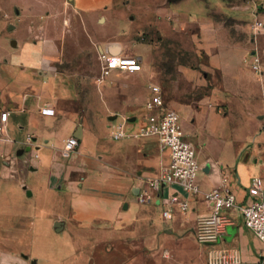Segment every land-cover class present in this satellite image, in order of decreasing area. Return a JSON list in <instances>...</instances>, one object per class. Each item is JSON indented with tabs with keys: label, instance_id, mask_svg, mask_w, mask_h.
<instances>
[{
	"label": "crops",
	"instance_id": "1",
	"mask_svg": "<svg viewBox=\"0 0 264 264\" xmlns=\"http://www.w3.org/2000/svg\"><path fill=\"white\" fill-rule=\"evenodd\" d=\"M121 1L0 0V116L9 114L6 125L0 122V264H40L32 257L31 249H38V240H42L46 230L55 234L57 240L46 251L52 264H169L171 256L176 261L175 257L187 254V244L197 246L203 253L194 230L199 219L211 214V207L202 196H188L178 185H167L153 194L149 204L137 203L140 192L147 189V181L169 164V152L162 151L157 138L114 141L111 137L112 127L125 119L132 130L139 127L146 118L145 105L151 94L166 93L165 82L172 78L159 74L160 64L167 58L160 61L154 54L156 43L138 44L135 53L142 70L111 71L110 80L108 77L100 82V95L94 93L97 99L92 101L87 92L88 80L95 81L98 75L90 77L85 70L77 75L59 70V66L70 62L86 64L89 56L83 52L90 48L89 41L75 43L82 49L66 56L62 51L74 46L67 34L73 30L66 28L58 41L43 37L44 26H54L51 19L57 15L66 16L63 26L72 25L75 18L86 26L103 22L104 18L109 26L119 25L110 12ZM175 15H181L179 8ZM158 28L166 35L174 32L169 26ZM179 28L188 32L184 33L185 41L181 39L183 32L174 33L183 49L190 47L194 55L205 52L210 57L205 69L219 76L220 81L223 79L225 87L216 84L217 87L204 89V98L192 97L198 82L213 77L202 72V66L192 70L189 62L180 61L181 83L186 89L181 91V83L173 81L177 96L170 98L169 103L165 99V106L180 114L186 139L196 148L202 167L198 177L202 192L217 188L225 173L238 203H251L257 199L251 193V181L264 176V168L251 166V156L257 153L251 150L255 146L258 151L264 149L263 135L250 137L255 146L244 141L238 148L236 164L227 166L204 151L208 142L203 132L208 129L211 135L225 117L218 113L220 105L231 110L235 102L255 103L262 96L264 104L262 58V73L257 74L249 65L255 44H248L245 26L238 30L242 39H232L222 26ZM110 42L97 40L94 45L98 57L102 52L123 56L130 49L120 40L113 45ZM255 42L260 58L264 40ZM50 48L56 51L52 53ZM194 59L198 62L196 56ZM94 61L97 65L96 58ZM144 67L148 71L143 79L150 88L146 87L140 96L138 81L142 77L138 74L143 73ZM147 91L150 92L145 101ZM262 104L253 116L263 117ZM46 108L54 110V115H43ZM97 111L110 114L107 119L103 113L92 114ZM80 127L79 148L65 153V140L78 134ZM248 133L249 130L247 136ZM20 151L22 155H18ZM174 196L188 200L187 213L170 204L169 199ZM167 210L170 218L165 220L163 213ZM228 217L234 225L228 228L220 246L240 247L246 261L256 262L262 244L243 226L236 210L229 212ZM56 223H62L60 232L55 230ZM19 242L22 251L12 248Z\"/></svg>",
	"mask_w": 264,
	"mask_h": 264
},
{
	"label": "rangeland",
	"instance_id": "2",
	"mask_svg": "<svg viewBox=\"0 0 264 264\" xmlns=\"http://www.w3.org/2000/svg\"><path fill=\"white\" fill-rule=\"evenodd\" d=\"M177 8L180 9L182 16H174ZM110 15L113 20L119 22V25L109 26L108 24L110 22L108 23L104 18L103 22L86 26L80 19L75 18L72 25L63 26L66 16L57 15L56 18L52 17L51 19L54 26H44L45 31L43 37L49 41H58V38L61 37L66 28L67 30H73V33L68 32L67 34L74 43V46L69 48L65 47L62 51L63 55L78 54L79 50L82 48L75 47V43H82V41L85 43L89 41L90 48H87V50L83 48V54L86 53L89 56L86 64L82 65V63L70 62L67 65L61 64L63 66H59V70L70 71L71 73H75L74 75H77L76 73L79 71L85 70L90 74V77L98 75L95 81L91 78L88 80L90 85L87 88V92L90 94V100L92 99V101L97 99V97H94V93L98 96L100 95L99 85H101L100 79L102 78V66L98 57V49L97 46L95 47L94 45L97 43V40L103 41L104 39H109L112 45L116 44L117 40H120L125 46L130 47L123 55L126 57H137L135 49L139 48L138 44L147 46L156 43L154 54L160 61L164 60V57L167 58L164 63L160 64L158 69L159 74H165L172 79H167L165 82L164 87L167 86L165 89L166 93L163 92L162 94L161 91H154L151 96L160 93L167 102L170 98H175L177 96L176 84L172 82L177 81L181 83L183 73L180 72V61H183V64L189 62L188 64L192 66V70H199L200 66H202L204 67L202 72L206 71L207 76L212 75L213 77V80L211 76L209 77L211 81L210 79H206V81H202L203 83L198 82L196 87L197 90L192 97L204 98V89H208L207 87L213 88L216 84L219 88L221 84L225 87V81L223 79L220 81L219 76L205 69L210 58L205 52L196 53L197 55H194L190 47L189 49H183L179 42L180 39L176 38L174 34L175 32L179 33V26H222V28L228 30L232 39L241 37L238 34V30L242 29L241 26H245L247 29L245 36L247 37L248 44L249 41H253L255 44L253 52H257L256 47L258 44H256L255 41L258 42L260 39L264 40V30L255 33L252 29V26H255L256 23L264 24V0H122L117 6L111 9ZM41 21L44 23V19ZM208 22L210 25H208ZM158 26H169L174 32L168 35L163 34ZM180 32H183V38L181 39L185 41L186 38L187 40L186 34L184 33L188 32H184V30ZM1 38L0 34V39ZM175 38L177 39L176 41L174 40ZM13 39L9 40L10 43ZM50 50L52 53L56 51L55 48H50ZM259 52L263 64L264 50L260 48ZM195 56L198 62L195 61ZM95 58L98 67H96L97 65L94 61ZM147 71V67H144L143 73L141 75L138 74V76L142 77V79H140L141 81H138L140 96L142 94L141 91L149 87V84L143 79ZM200 77L202 80H205L203 74H201ZM110 78L109 76L108 80H110ZM94 83H97V85L95 86ZM180 89L181 91L186 89L184 83H181ZM148 92L150 91H147V95L143 96L145 101L148 99ZM262 99L263 96L257 99L255 103L235 102L231 104V110L227 105H220L218 107V113L225 117L211 135H208V129H205L203 132L204 139L208 142V146L204 151L218 158L224 165L231 166L236 164L238 161L236 159L238 148L244 141H250L252 145L255 146V142L251 139L252 136L260 133L264 137V115L262 118H259V115L258 117L257 115L253 116L260 110ZM95 113H97V115L103 113L106 119L110 114L109 111L92 112L93 115ZM117 113L124 114L125 112ZM248 130L250 133H248L249 136H247ZM257 148L258 147L255 146L252 148L253 150H251L253 153L257 152L256 155L253 154L251 156V166L256 169H259V166H261L263 169L264 149H259L258 151ZM240 162L244 163V159L240 160ZM46 232L47 233L42 234V240H38L41 241L38 249L33 248L31 249L32 254L30 253L32 257L40 261V264H52L46 251L54 244H57L56 235L49 230H46ZM22 242L15 244L12 248L22 251ZM184 247L186 248L187 254L184 257H175L177 262L174 261V258L171 256L168 258L170 261L169 264H206L204 253L198 251L197 246L187 244ZM193 248L195 250H193ZM37 253L40 256H37ZM27 258L28 261L31 259L29 256H27Z\"/></svg>",
	"mask_w": 264,
	"mask_h": 264
},
{
	"label": "built area",
	"instance_id": "3",
	"mask_svg": "<svg viewBox=\"0 0 264 264\" xmlns=\"http://www.w3.org/2000/svg\"><path fill=\"white\" fill-rule=\"evenodd\" d=\"M255 33L264 30L263 23L252 26ZM102 66V78L106 80L111 71H128L137 73L142 70V63L137 57L112 55L109 52L99 54ZM250 68L257 74L262 73L260 58L257 52L252 53L249 60ZM158 92V91H157ZM146 118L135 130L130 128V122H123L112 127V139L114 141L126 138H157L162 151H168L169 164L162 166L158 175L147 181V189L140 192L137 197L139 205L149 204L153 194H158L162 187L178 185L188 196H202L204 202L211 207V214L197 221L194 236L202 248L207 264H264V176L253 178L251 181V193L256 200L251 203H238L237 196L231 188L228 174L223 173L220 184L210 192H202L198 177L202 170L197 159L196 148L192 142L186 139L180 114L165 106L160 93L154 94L147 101ZM43 115H54V110L46 108ZM9 114L2 113L0 122L6 125ZM80 146V140L72 136L64 142V152H75ZM170 204L176 205L180 212L187 213L190 209L188 200H181L178 196L169 199ZM236 210L243 226L249 230L262 244L257 252L256 262H248L244 259L240 247H221L220 244L226 237L227 230L234 225L228 217V213ZM163 218H170V211L163 213Z\"/></svg>",
	"mask_w": 264,
	"mask_h": 264
},
{
	"label": "water",
	"instance_id": "4",
	"mask_svg": "<svg viewBox=\"0 0 264 264\" xmlns=\"http://www.w3.org/2000/svg\"><path fill=\"white\" fill-rule=\"evenodd\" d=\"M14 44V46L16 47V43L14 42L13 43ZM113 120V119H112ZM79 133L78 134H76L75 135V137L76 138H78L79 140H80V138L82 137V128L80 127L79 128ZM29 150V149H28ZM18 155H22V151H20L19 153H18ZM60 227H62V223H56V225H55V230H56V232H60L61 230H62V228H60Z\"/></svg>",
	"mask_w": 264,
	"mask_h": 264
}]
</instances>
